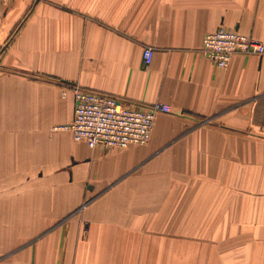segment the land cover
<instances>
[{
	"label": "crops",
	"instance_id": "obj_1",
	"mask_svg": "<svg viewBox=\"0 0 264 264\" xmlns=\"http://www.w3.org/2000/svg\"><path fill=\"white\" fill-rule=\"evenodd\" d=\"M0 11V264H264V53L199 50L219 26L264 43V0ZM71 84L170 111L144 145L90 148L53 129Z\"/></svg>",
	"mask_w": 264,
	"mask_h": 264
},
{
	"label": "built area",
	"instance_id": "obj_2",
	"mask_svg": "<svg viewBox=\"0 0 264 264\" xmlns=\"http://www.w3.org/2000/svg\"><path fill=\"white\" fill-rule=\"evenodd\" d=\"M1 17L0 11V20ZM199 50L203 57L223 69L234 54L262 55L264 43L238 30L219 26L203 37ZM152 58L153 48L147 45L142 51L143 65L149 66ZM69 90L73 96L72 119L53 129L69 131L74 141H82L90 148L144 145L151 137L156 113L170 111L169 105L162 102L136 108L112 95L78 84H71ZM65 93L63 90L62 94Z\"/></svg>",
	"mask_w": 264,
	"mask_h": 264
}]
</instances>
